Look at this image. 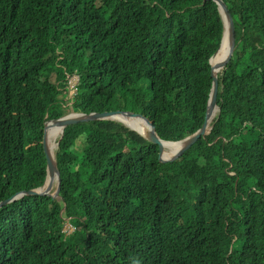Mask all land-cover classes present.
Returning <instances> with one entry per match:
<instances>
[{
  "label": "trees",
  "instance_id": "16d2710c",
  "mask_svg": "<svg viewBox=\"0 0 264 264\" xmlns=\"http://www.w3.org/2000/svg\"><path fill=\"white\" fill-rule=\"evenodd\" d=\"M223 1L237 43L212 132L160 163L122 123L67 127L61 200L0 209V264H264V0ZM222 37L213 1L0 0V203L43 186L45 123L67 114L74 73L75 113H139L164 141L196 133Z\"/></svg>",
  "mask_w": 264,
  "mask_h": 264
},
{
  "label": "water",
  "instance_id": "95a60500",
  "mask_svg": "<svg viewBox=\"0 0 264 264\" xmlns=\"http://www.w3.org/2000/svg\"><path fill=\"white\" fill-rule=\"evenodd\" d=\"M213 1L216 3L221 18L223 20V37L218 50L210 58L211 72H212V88L208 101L207 112L205 116V122L200 130L193 135L186 137L185 139L177 142L164 141L156 132V128L147 117L142 114L132 111H111L103 113H91V114H71L62 117L56 121H51L49 124H45L44 137H43V149L47 160V177L42 187L30 191H23L17 193L13 197L6 199L0 203V209L16 202L24 197L34 196H49L53 199H60L61 191V174L56 162L55 148L58 149L59 144L64 136V131L67 127L78 125L81 123H89L95 121H114L125 125L129 130L137 133L150 143L159 147V161L160 163H172L180 159L188 150H190L200 139H205L213 130L214 120L220 117L221 109L218 106L217 99L219 93V80L218 74L224 71L230 64L234 52L236 50V29L233 20L226 3L223 0H203ZM116 116H123L128 119H135L136 124L142 127V131L139 132L132 129L122 121L115 119ZM148 127L147 133L143 127ZM53 129H60L58 132L60 138L56 145L52 144V141L59 135L56 133L51 136L50 132ZM55 185L56 191L53 193Z\"/></svg>",
  "mask_w": 264,
  "mask_h": 264
},
{
  "label": "clouds",
  "instance_id": "9594fccd",
  "mask_svg": "<svg viewBox=\"0 0 264 264\" xmlns=\"http://www.w3.org/2000/svg\"><path fill=\"white\" fill-rule=\"evenodd\" d=\"M71 80H74V81L71 82ZM79 82H80V78H79L77 73L69 75L68 78H67V88L63 91V94L60 96V98L63 99V101L65 102L64 108L67 109L66 110L67 114L65 116H68V115H71V114H82V113H75L72 110V104H73V101H74V97H76V95L78 94ZM71 91H73L74 93H73L72 98L69 99L68 96H69V92H71ZM10 108H11L10 118H11V124H12V123H15L18 119H21L23 117V115H24V112L21 110V108L19 106L14 105L12 102L10 103ZM56 120H58V119L48 120L45 124H49L51 121H56ZM44 129H45V127H44ZM43 137H44V135H43ZM42 143H43V141H42ZM61 183H62V180H61ZM56 188H57V186L55 185L53 193L56 191ZM54 200L60 201L61 197H60V199H54Z\"/></svg>",
  "mask_w": 264,
  "mask_h": 264
},
{
  "label": "bare ground",
  "instance_id": "6f19581e",
  "mask_svg": "<svg viewBox=\"0 0 264 264\" xmlns=\"http://www.w3.org/2000/svg\"><path fill=\"white\" fill-rule=\"evenodd\" d=\"M115 119H118L120 121H122L123 123H125L126 125L130 126L132 129H135L139 132L142 131V127L138 124H136V120L135 119H128L126 117H123V116H116ZM145 130V133H147L148 131V127H143ZM60 131V129H53L51 132H50V135L53 136L55 135L56 133H58Z\"/></svg>",
  "mask_w": 264,
  "mask_h": 264
},
{
  "label": "rangeland",
  "instance_id": "374dc122",
  "mask_svg": "<svg viewBox=\"0 0 264 264\" xmlns=\"http://www.w3.org/2000/svg\"><path fill=\"white\" fill-rule=\"evenodd\" d=\"M74 81V80H71V82ZM73 91L69 92V96L68 98L71 99L72 96H73ZM71 114V113H70ZM65 117V116H63ZM59 134V133H58ZM60 138V134L52 141V144L53 145H56L58 143V140ZM56 151H57V148H55V154H56ZM64 211H62L63 213ZM64 232L67 234V235H70V234H73L75 232V228L68 222V220H66L65 222V225H64Z\"/></svg>",
  "mask_w": 264,
  "mask_h": 264
}]
</instances>
